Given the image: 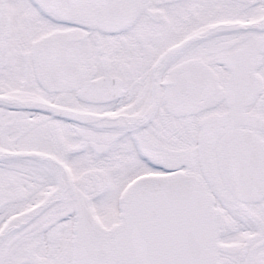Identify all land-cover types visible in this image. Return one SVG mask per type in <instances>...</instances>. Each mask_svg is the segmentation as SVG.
Instances as JSON below:
<instances>
[{
  "label": "snow or ice",
  "instance_id": "6c2138e0",
  "mask_svg": "<svg viewBox=\"0 0 264 264\" xmlns=\"http://www.w3.org/2000/svg\"><path fill=\"white\" fill-rule=\"evenodd\" d=\"M0 264H264V0H0Z\"/></svg>",
  "mask_w": 264,
  "mask_h": 264
}]
</instances>
